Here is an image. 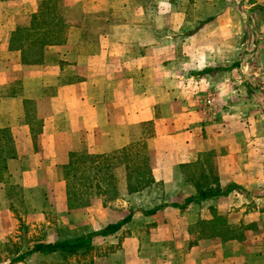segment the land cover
<instances>
[{
  "label": "crops",
  "instance_id": "1",
  "mask_svg": "<svg viewBox=\"0 0 264 264\" xmlns=\"http://www.w3.org/2000/svg\"><path fill=\"white\" fill-rule=\"evenodd\" d=\"M42 1L0 0V129L15 149L0 183V247L19 241L23 220L38 235L31 247L92 235L91 250L66 262L37 252L14 264H264V0H58L63 40L26 65L10 38ZM189 7L204 12L194 29ZM249 22L257 31L246 41ZM252 37L255 50L245 45ZM140 140L154 182L173 201L148 214L152 206L140 200L147 192L128 196L119 167L112 207L94 199L68 208L63 167L71 154L106 155ZM210 152L220 186L234 189L179 208L195 195L179 166ZM213 211L243 225L244 239L189 233ZM127 217L115 233L98 235Z\"/></svg>",
  "mask_w": 264,
  "mask_h": 264
},
{
  "label": "trees",
  "instance_id": "2",
  "mask_svg": "<svg viewBox=\"0 0 264 264\" xmlns=\"http://www.w3.org/2000/svg\"><path fill=\"white\" fill-rule=\"evenodd\" d=\"M67 26L62 15L58 0H44L37 11L31 15L25 26H18L11 34L10 49L19 51L21 61L26 65H35L42 61L44 49L48 46L59 45L63 40L64 30ZM150 136L149 132L143 134V139ZM15 157L14 144L7 129H0V183L6 181L9 159ZM124 167L127 195H142V192L155 191L162 184L155 183L152 178L150 158L144 140L130 143L122 149L106 155H85L73 153L70 155L68 165L63 167V178L66 182L67 206L69 209L86 208L90 205L92 197L102 198L104 206L119 198L116 170ZM179 170L182 182L192 187L195 195L187 198L182 206L203 202L211 198L227 196L234 189L232 186L222 188L214 164V154L206 153L199 156L194 163L181 165ZM90 194V195H87ZM93 196H92V195ZM83 197V198H82ZM167 203L153 205L147 212L155 213L166 207ZM212 219L198 221L189 230L197 239L216 238L222 241L244 239L245 227L229 224L226 216L212 212ZM125 218L116 225L107 226L98 235H110L118 231L122 224L128 222ZM88 237H78L74 240H64L55 244H35L32 249L10 260L14 264L32 253H59L63 262L67 258L83 251L82 255L91 250ZM19 251L15 252L18 255Z\"/></svg>",
  "mask_w": 264,
  "mask_h": 264
},
{
  "label": "rangeland",
  "instance_id": "3",
  "mask_svg": "<svg viewBox=\"0 0 264 264\" xmlns=\"http://www.w3.org/2000/svg\"><path fill=\"white\" fill-rule=\"evenodd\" d=\"M189 9V11H190V22H188V27L190 28H195L196 27V23H191L193 20H195V18H198V14H200V13H204V12H200V10H197L196 11V9L194 8V7H189L188 8ZM221 8L220 7H214L213 8V12L215 13V12H217V11H219ZM238 12V11H237ZM241 12H243L242 11V9H241ZM239 13V12H238ZM200 25V24H199ZM226 25L227 24H221L220 25V32H221V41H223V42H226V40H227V38H228V36L227 35H229L230 34V30L229 29H227L226 28ZM239 26L237 27V29H236V31H241V26H240V24H238ZM255 24H253L252 22H249V23H246V24H244L243 26V29H242V31H244V33H245V36L243 37L244 38V40H246L247 41V39H246V36H247V34H248V32H249V34H250V36H253L254 35V31H257V28L254 26ZM187 32H189V31H187ZM230 36V35H229ZM239 36V35H238ZM241 39H239V41H240ZM237 41V40H236ZM248 42L249 43H247L246 42V48H251L252 50H255L254 48V45H253V42H254V40H253V37L251 38V39H248ZM251 42V43H250ZM248 45V46H247ZM250 45V46H249ZM251 45H253V46H251ZM234 65V64H233ZM238 65V63H236L234 66H231L232 67V69L235 67H239V66H237ZM226 66H229V65H226ZM229 68V67H228ZM238 77V76H237ZM202 95L203 96H205V99H206V96H208V92L207 91H205V90H203L202 91ZM208 101H210V100H207L205 103L208 105V107H209V105H210V102H208ZM221 108H227L226 107V105H221ZM124 168V167H123ZM125 171V170H124ZM148 193V194H147ZM146 194H144L143 195V197L142 198H140V200H141V203H142V205L144 206V207H146V206H148V207H151V206H153V205H156V204H159V203H163V202H169L170 203V201H173V200H170L169 198H167V196H166V194H164V188H163V186L161 187V188H157V190H153V191H150V192H147ZM87 195H90V194H87ZM92 195V194H91ZM93 196V195H92ZM13 197V199H14V203L13 204H15V209L17 210H22V213H23V211H24V209H25V207L23 206V204H22V206L18 203V200H17V197H15V196H12ZM83 198V197H82ZM66 199H67V194H66ZM94 199H101L102 200V198H98V197H92L91 199H90V203L91 202H93L94 201ZM116 201V200H115ZM115 201H113V202H109V203H107V205L106 206H113V204L115 203ZM102 202H103V200H102ZM132 204V203H131ZM104 205V204H103ZM131 206H133V205H131ZM20 209H19V208ZM89 207V206H88ZM79 209H81V208H79ZM23 215L24 214H22V218H23ZM21 221V220H20ZM21 226H22V232H21V236H20V238H19V241H16V242H14L13 240H10L9 242H6L4 245H2L1 247H0V259L1 258H5V259H8V258H10V259H13V258H16V256H18V255H16L15 254V252H17V251H19V249H20V251H22V253H25V252H27L28 250H30V249H32V247L34 246H30V243H32V242H37V240H36V238H38V235H35V233L33 232V230L29 227V226H27L26 225V221H23L22 220V223H21Z\"/></svg>",
  "mask_w": 264,
  "mask_h": 264
}]
</instances>
